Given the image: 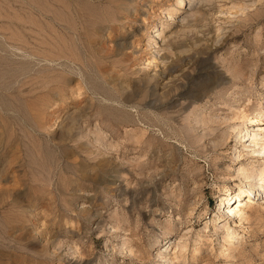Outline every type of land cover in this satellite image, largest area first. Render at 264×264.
Returning <instances> with one entry per match:
<instances>
[{"label":"rangeland","instance_id":"374dc122","mask_svg":"<svg viewBox=\"0 0 264 264\" xmlns=\"http://www.w3.org/2000/svg\"><path fill=\"white\" fill-rule=\"evenodd\" d=\"M176 2L0 0V264H264L260 196L231 246L213 219L251 160L227 128L264 107V0Z\"/></svg>","mask_w":264,"mask_h":264},{"label":"bare ground","instance_id":"6f19581e","mask_svg":"<svg viewBox=\"0 0 264 264\" xmlns=\"http://www.w3.org/2000/svg\"><path fill=\"white\" fill-rule=\"evenodd\" d=\"M190 2L191 0H177L176 3H178L179 6L176 7L173 12L167 13L166 16L174 21H182L185 17V15H182V12ZM167 33H169V31L167 32L163 27L155 34L160 40V44L157 46L158 48L164 46ZM156 45L157 42H154V46ZM157 53L163 59L166 57V55L160 54V52ZM246 115V112L240 113L241 117H245ZM249 121L250 124L247 126L246 123ZM246 123L244 124L243 121H240L236 124L229 125L227 133L233 134L234 137L232 156H234L238 162L244 155L251 160L235 168V177L238 179L236 190H225V193L218 202L217 212L213 218L215 219V223H222L220 227H216L218 229H224L222 239L230 246L232 245L233 237L240 234V232H237V229L231 227L230 219L236 217L240 225L243 224L250 214L249 211L245 209H247L252 202L257 200V196H260L259 200H264V161L258 165L255 163L257 160L259 161V159L264 157V107H258L255 110V114L247 118ZM261 203L264 204V201ZM216 229L214 232L217 233ZM181 239H183L182 236L179 237L177 243L175 242L173 253L169 252L170 254H167L166 259L168 263L172 262L175 258V250L180 251V249L187 246L186 241L180 243ZM226 249L227 248H225V250Z\"/></svg>","mask_w":264,"mask_h":264}]
</instances>
